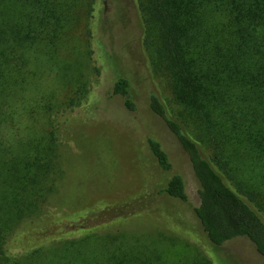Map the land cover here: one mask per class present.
Returning <instances> with one entry per match:
<instances>
[{
	"label": "trees",
	"instance_id": "1",
	"mask_svg": "<svg viewBox=\"0 0 264 264\" xmlns=\"http://www.w3.org/2000/svg\"><path fill=\"white\" fill-rule=\"evenodd\" d=\"M86 2L91 12L96 0ZM77 5L0 0V264H214L206 257L168 263L158 246L73 236L82 226L70 215L39 217L53 188L57 131L50 125L48 134L24 139L11 130L8 141V127L35 117L25 108L38 101L26 75L52 63L72 34ZM137 10L142 47L171 95L168 102L150 92L149 106L188 155L203 231L216 246L245 236L264 256V0H137ZM111 93L138 109L129 76L119 73ZM148 146L171 170L162 143L150 137ZM162 192L191 205L181 173Z\"/></svg>",
	"mask_w": 264,
	"mask_h": 264
},
{
	"label": "rangeland",
	"instance_id": "2",
	"mask_svg": "<svg viewBox=\"0 0 264 264\" xmlns=\"http://www.w3.org/2000/svg\"><path fill=\"white\" fill-rule=\"evenodd\" d=\"M77 4L72 34L52 63L26 75L28 94L38 101L25 108L35 109V117L25 114L16 130L8 127V141L12 131L24 139L48 134L50 125L57 131L53 188L39 217L70 215L82 226L73 236L89 232L158 246L168 263L206 257L214 264H264L245 236L213 245L193 211L199 183L188 155L149 106L150 92L168 102L171 95L142 47L137 0H96L91 12L86 0ZM119 73L132 81L136 111L111 93ZM150 137L169 153L171 170L159 166ZM174 173L184 176L191 205L162 192Z\"/></svg>",
	"mask_w": 264,
	"mask_h": 264
}]
</instances>
